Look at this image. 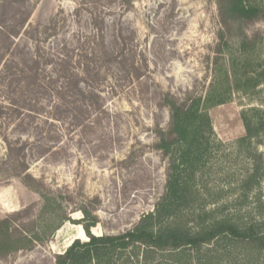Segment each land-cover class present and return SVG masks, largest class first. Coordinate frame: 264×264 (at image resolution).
I'll list each match as a JSON object with an SVG mask.
<instances>
[{"label": "rangeland", "instance_id": "374dc122", "mask_svg": "<svg viewBox=\"0 0 264 264\" xmlns=\"http://www.w3.org/2000/svg\"><path fill=\"white\" fill-rule=\"evenodd\" d=\"M28 9L27 33L17 55L27 60L37 52L54 65L63 55L69 72L80 74L85 64L93 73L99 70L89 82L102 107L80 111L71 102L61 105L54 89L58 85L44 70L26 92L33 115L16 116L9 109V100L18 98L13 97L18 90L14 80L8 92L0 88V104L7 105L0 113V216H32L41 198L29 184L40 183L69 207L93 199L95 235L123 232L152 210L163 191L166 159L153 147L154 128L166 129L169 120L161 94L182 99L203 94L208 86L219 28L216 0H23L14 12ZM9 18L0 7V21L7 24ZM247 31H264V20L248 25ZM95 33L113 54L103 55L90 43ZM88 46L96 47V63L83 56L82 48ZM226 59L238 61L232 55ZM258 98H264V91L253 97L236 94L209 109L215 137L230 145L242 135L240 112ZM19 148H24L32 183L18 175ZM258 149L264 156V143ZM212 178L216 182L220 176ZM261 188L264 201V179ZM70 218L49 241L0 257V264H53L54 255L73 239L86 240L78 224L81 213L73 211Z\"/></svg>", "mask_w": 264, "mask_h": 264}, {"label": "trees", "instance_id": "16d2710c", "mask_svg": "<svg viewBox=\"0 0 264 264\" xmlns=\"http://www.w3.org/2000/svg\"><path fill=\"white\" fill-rule=\"evenodd\" d=\"M20 2L0 0L10 15L7 24L0 21V88L7 87L2 91L8 92L14 80L18 89L9 109L16 116L33 115L26 92L43 70L58 85L54 89L61 105L71 102L80 111L101 108L100 95L89 82L99 70L93 73L85 64L80 74L69 72L63 55L56 65L52 59L42 61L37 52L27 60L17 55L30 14V9L14 12ZM216 3L219 28L204 93H188L182 99L161 94L169 120L166 129L154 128L153 147L166 159L165 181L152 210L123 232L95 235L93 199L69 207L49 188L29 184L39 194L40 206L32 216L22 212L0 216V257L49 241L63 222L71 220L70 214L79 211L78 224L86 240L73 239L54 255L53 264H264V156L258 149L264 143V98L241 110L244 132L230 145L215 137L209 115V109L230 102L236 94L253 97L264 91V31H247L248 25L264 20V0ZM90 43L103 55L112 53L98 33ZM82 50L85 59L96 63V47ZM230 55L238 57L236 64L227 62ZM4 108L7 105L1 103L0 113ZM16 154L22 159L18 175L32 183L24 148ZM213 176L220 178L214 182Z\"/></svg>", "mask_w": 264, "mask_h": 264}, {"label": "bare ground", "instance_id": "6f19581e", "mask_svg": "<svg viewBox=\"0 0 264 264\" xmlns=\"http://www.w3.org/2000/svg\"><path fill=\"white\" fill-rule=\"evenodd\" d=\"M80 233H81V230H79V234H78V237L80 236ZM82 234V233H81Z\"/></svg>", "mask_w": 264, "mask_h": 264}]
</instances>
